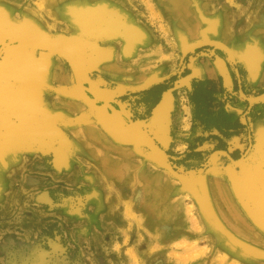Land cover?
<instances>
[{"label":"rangeland","instance_id":"1","mask_svg":"<svg viewBox=\"0 0 264 264\" xmlns=\"http://www.w3.org/2000/svg\"><path fill=\"white\" fill-rule=\"evenodd\" d=\"M103 7L138 31L130 39L116 27L110 36L100 37V45L113 43L118 62L139 77L147 74V84L152 77L153 82L175 85L187 75L197 55L219 46L193 51L194 47L221 41L232 52L234 61L222 48L238 92L236 73H240L242 89L245 76L241 65L254 61L258 66L259 61L258 53L242 52L241 36L249 31L255 33L250 40L260 44L264 62V0H0V11L7 18L0 36L41 35L63 44L61 36H69L78 27L74 22L68 30L64 26L68 17ZM81 28L85 34L82 24ZM61 60L73 76L68 63ZM148 118L144 113L140 119ZM195 135L197 145L206 139L196 131ZM137 136L153 156L151 187L141 180L137 185L123 182L119 186L98 179L97 174L94 180H83L81 174L59 171L50 152L3 143L0 264H264V227L245 210L234 186L228 202L211 194V172L217 163L205 166L221 150L195 147L181 154L153 142L175 170L188 175L181 178L170 173L155 150ZM245 139L241 151H222L234 160L244 156V161L252 147L250 138ZM217 156L219 166L234 165L241 172L243 161L234 164L224 154Z\"/></svg>","mask_w":264,"mask_h":264},{"label":"crops","instance_id":"2","mask_svg":"<svg viewBox=\"0 0 264 264\" xmlns=\"http://www.w3.org/2000/svg\"><path fill=\"white\" fill-rule=\"evenodd\" d=\"M101 9L111 11L105 7ZM109 14L103 16L104 19ZM111 15L115 20L113 27L97 29L96 33L86 38L80 32V22L87 15L81 13L76 17L73 14L64 26L70 30L76 22L78 27L74 25L76 28L69 31L70 35L60 39L78 55L82 71L99 89L98 95L111 101L110 116L89 102L58 56L20 48L10 49L4 54L0 63L3 72H7V77L0 80L3 92L25 97V112L29 108L32 112L24 117L34 125L46 124L51 129L50 135L40 142L16 143L37 146L43 152H50L59 171L81 174L83 180H94L98 176L102 181L119 186L123 182L137 185L141 180L145 182L144 186L151 187L154 180L153 156L139 143L137 131L124 127L135 122L158 147L181 154L195 147L212 152L229 150L232 154L241 151L245 138H250L251 151L243 161L240 173L234 165L226 168L219 166L220 158L215 157L217 165L211 172V194L221 201H229V193L233 192L230 187L242 171L255 165L264 174V103L250 109L240 90L236 91L225 51L216 47L213 51L197 55L187 75L175 85L165 81L153 82L152 77L147 84V74L139 77L126 70L125 67L130 66H122L118 62L110 46L113 43L100 45V37L110 36L113 29L122 28L130 39L137 34L136 26L122 22L116 12ZM3 18L4 21L7 19ZM253 35L255 33L249 31L241 36L244 42L242 52L259 54L258 66L254 61L241 65L245 70L243 91L251 98L264 94L262 51L259 43L250 40ZM234 51L241 50L234 48ZM24 68L35 69L31 73ZM144 113L149 118L142 122L140 118ZM10 122L19 125L16 115H12ZM235 123L242 126L238 132L227 126ZM195 131L206 137L201 144L195 143ZM77 165L81 167L77 169ZM243 195L246 199L244 192ZM242 205L248 213H252L249 200L243 201Z\"/></svg>","mask_w":264,"mask_h":264},{"label":"bare ground","instance_id":"3","mask_svg":"<svg viewBox=\"0 0 264 264\" xmlns=\"http://www.w3.org/2000/svg\"><path fill=\"white\" fill-rule=\"evenodd\" d=\"M83 13H86L87 15L86 19L84 21H81L83 29L85 30V35L83 37L91 36L92 35L90 34L91 31L96 32L97 29H102L105 27H113L115 24L113 15H111L113 11H106V10L101 11V9H97L95 12L89 13L88 11H85ZM107 13L108 14L111 13V14L107 15L106 19H104L103 16H105ZM79 14H81V12H79ZM3 16L4 14L0 11V27H5V25H7V23H5L4 21ZM4 17L6 18V16ZM3 24L5 25L2 26ZM216 43H220V42H216ZM16 56L19 58V60H21V57L19 55ZM11 59H14V57L9 58L8 61H11ZM24 69L25 71L31 70L32 73L33 72L32 70H34L35 68H24ZM4 76L7 77V72H3V68L1 66L0 80H3ZM26 100L27 99L20 94H12V95L5 94L2 90V87L0 86V146L3 143H9V142H20V141L40 142L42 139L50 135L51 132L49 133V131L51 129L50 127H46V124H44L45 126L43 124L42 126L41 125L37 126L36 124L34 125L30 120L25 118L27 115H29V112H32V108L31 109L29 108L27 112H25V110L27 109ZM12 115L17 116L19 125H14V123L12 124L10 122ZM258 168L259 166L254 165L251 168L245 170L244 172L242 171V174L239 176V178L240 177L241 178L240 179L238 178L239 181H237L238 179H236L233 185L236 194L240 196L242 202L249 200L250 204L252 205L251 212L253 216L258 220L260 225L262 224L261 226L264 227V174H262ZM167 170L170 173H173L171 170L169 169ZM243 192L246 195L245 196L246 199H244Z\"/></svg>","mask_w":264,"mask_h":264},{"label":"water","instance_id":"4","mask_svg":"<svg viewBox=\"0 0 264 264\" xmlns=\"http://www.w3.org/2000/svg\"><path fill=\"white\" fill-rule=\"evenodd\" d=\"M208 45H216V46L223 48L229 54V56L232 58V60L234 61L233 55H232L231 51L229 50V48L227 46H225L224 44H221V43H216V42L215 43L214 42L203 43V44L196 46L193 49V51H196L197 49L202 48L204 46H208ZM11 48L34 49V50H38V51L51 53V54H54V55L61 57L70 66L77 85L85 93V96L89 100V102L91 104H93L94 106H97L107 116L111 115L109 113V109L112 108L111 101L104 100L103 98H101L98 95L99 89L96 86H94L89 81V79L85 76V74L82 71L81 63H80L78 55L71 48H69L68 46L63 45L57 41H54L52 39L43 37L41 35H32V34L26 35L23 33H9V34L1 35L0 36V57L3 55L4 52H6L7 50H9ZM236 74H237V78H238V82H239L240 94H241L242 98L248 102L249 108L251 109L254 106H256L257 104L264 103V94H261V95H258L256 97H252V98L247 97L245 95V93L243 92V89H242L241 76H240L239 71H237ZM100 104H102V105H100ZM246 115H247V113H246ZM245 121H246V118H245ZM129 126L133 129H135L144 138V140L147 142V144L150 145L155 150V152L162 158L166 168L171 170L178 177H181V178H187L188 177V175L182 174V173L178 172L177 170H175V168L171 165L169 159H167L163 155L162 151L153 143V141H151L145 135V133L141 130V128L135 122H130ZM247 152H248V150H247ZM218 154H224L234 164H240L243 161V159L245 158L243 156L238 160H234L227 151H215L209 157L208 164L205 166V168L207 166H209L211 163H213V161L215 160V157ZM204 169H201L196 174L197 175L201 174L204 171Z\"/></svg>","mask_w":264,"mask_h":264},{"label":"trees","instance_id":"5","mask_svg":"<svg viewBox=\"0 0 264 264\" xmlns=\"http://www.w3.org/2000/svg\"><path fill=\"white\" fill-rule=\"evenodd\" d=\"M227 126H228V128L232 127L234 132H238L239 131L238 129H240L242 127L241 124H239V123H235L233 125L228 124Z\"/></svg>","mask_w":264,"mask_h":264}]
</instances>
